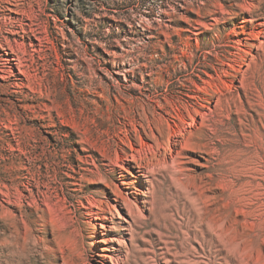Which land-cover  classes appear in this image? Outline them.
<instances>
[{
	"label": "rangeland",
	"instance_id": "obj_1",
	"mask_svg": "<svg viewBox=\"0 0 264 264\" xmlns=\"http://www.w3.org/2000/svg\"><path fill=\"white\" fill-rule=\"evenodd\" d=\"M11 1L0 84L48 88L62 143L9 142L40 197L0 148V264H264V0Z\"/></svg>",
	"mask_w": 264,
	"mask_h": 264
},
{
	"label": "bare ground",
	"instance_id": "obj_2",
	"mask_svg": "<svg viewBox=\"0 0 264 264\" xmlns=\"http://www.w3.org/2000/svg\"><path fill=\"white\" fill-rule=\"evenodd\" d=\"M12 2L13 1L11 0L8 1L0 0V31L2 29V26H4L5 28L6 27L10 28V30H7L8 32L6 33L5 37H2V35H0V48L2 50H10L14 54L15 58H9V55H7V57L5 58L0 56V71L5 72L6 74L7 73L11 74V71L8 70L10 69V66L11 67L13 66V68L17 66L19 69L21 68L25 69V74L28 73L29 76V71H32V64L29 63V65H23V60L25 59L24 54L28 53V51L26 49L25 50L21 49V47L18 48L20 43L10 38L11 36L20 35V33H23L22 34L23 38L31 33L34 34L35 33V29L33 28L34 19L30 17V14L32 12L31 10H29V8L28 9L26 8L27 5L26 3H24V8L22 10L25 11L26 14L25 15L26 17L24 19L26 20V18H28L29 23L27 24L22 23L21 20L14 22L11 21L10 18H7L6 11L8 9L5 6V4H11ZM14 5L15 8H19L22 7L23 4L21 3ZM14 5L11 4V6ZM17 10L20 12V14H22L21 10L19 9ZM16 25H18V27ZM16 27L20 30L19 32H14V29ZM21 46L24 47L23 45ZM11 76L12 77L15 76V78H8L7 80H4L2 84H0V111L2 110V107H5V109L8 110L6 114L4 113L5 111L3 113L8 118L10 123H12L13 125L12 128H10L9 130L10 131L9 134H6L4 130L3 131L0 130V142H1L0 148L6 149L5 146L7 145L11 150L10 156L7 158L8 162L7 161L4 162L3 167L5 166V164H10V166L12 165L14 167L12 171L13 174L15 175L13 182H16L17 186H23L24 188L21 190L25 191L24 189H27L29 191V196L37 195L38 197H40L39 194L44 191L40 188V186L36 184L34 178L24 177V181H21L22 178L17 175L18 168L13 165L17 156V154L15 155L16 149L14 148V146L9 145V142H11V140L13 141L15 140L16 145H19L21 143V140L20 138L18 139L16 134L20 135L22 130H26V129L37 130L34 127V125H29V124L40 123L42 124L41 128H45L51 131L50 133L53 136L51 140L56 141V139H59L60 143H62V138L57 133L58 129L61 128L62 125L56 122L57 118L54 114L53 116L55 119L53 118V121L55 122L52 125L45 122L46 117L43 116L44 115L43 113H51L52 111L50 112L51 107L49 105L53 103V101L49 99L48 88H46V92L43 95L36 96V92H34L35 91L34 88H33L34 91L31 90L32 89L30 88L31 86L27 85L24 82V79L22 78L19 79L21 83H18L17 75L15 74ZM27 81L28 82L30 81L29 78L27 79ZM19 88H21V90H17ZM26 88H28L31 93L26 92ZM71 92L74 95V87L71 88ZM44 101L47 102L43 103ZM28 103H30V105H28ZM54 111L58 115L59 112L62 111V109L55 108ZM78 117H80L83 120L87 118L86 116H84V113L80 108H78L77 118ZM33 142L36 143L37 145H45V141L42 139V137H40V139L35 138ZM1 174L2 172L0 171V181L4 179L1 176ZM3 186L9 187L10 185L5 184ZM3 186H0V189Z\"/></svg>",
	"mask_w": 264,
	"mask_h": 264
}]
</instances>
